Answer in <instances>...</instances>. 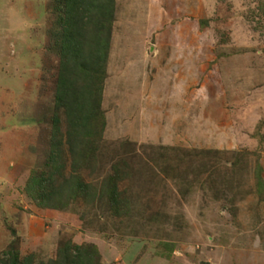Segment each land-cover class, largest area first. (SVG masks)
Instances as JSON below:
<instances>
[{
    "label": "rangeland",
    "instance_id": "1",
    "mask_svg": "<svg viewBox=\"0 0 264 264\" xmlns=\"http://www.w3.org/2000/svg\"><path fill=\"white\" fill-rule=\"evenodd\" d=\"M53 2L0 0V258L71 241L99 264H264V0H114L104 126L76 171L95 198L63 208L26 190L50 154ZM115 164L119 216L98 196Z\"/></svg>",
    "mask_w": 264,
    "mask_h": 264
},
{
    "label": "trees",
    "instance_id": "2",
    "mask_svg": "<svg viewBox=\"0 0 264 264\" xmlns=\"http://www.w3.org/2000/svg\"><path fill=\"white\" fill-rule=\"evenodd\" d=\"M114 0H54L58 20L53 31L58 67L54 84V112L51 119L50 154L45 170L34 172L26 185L38 207H65L75 198L93 200L91 184L84 183L76 171L95 161V128L104 126L101 97L107 63ZM65 129L60 128V115ZM67 147L71 174H65L61 147ZM87 148V149H85ZM118 164L105 179L98 196L105 195L112 212L119 216L123 201L118 199L117 182L122 178ZM259 189V185L257 190ZM259 192V191H258ZM53 203V205L51 204ZM125 205V203H124ZM126 207V206H125ZM126 209L125 212H127ZM165 245V243L163 244ZM172 246L169 247L171 251ZM0 264H99L93 245L62 243L55 259L34 263L33 255L20 259L12 246L2 253ZM166 255H169L166 254ZM168 257V256H167Z\"/></svg>",
    "mask_w": 264,
    "mask_h": 264
}]
</instances>
